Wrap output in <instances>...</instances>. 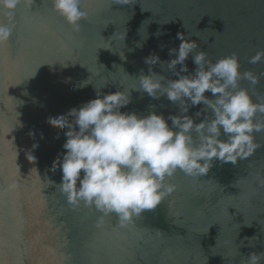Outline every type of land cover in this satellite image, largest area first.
I'll return each instance as SVG.
<instances>
[{
    "label": "water",
    "instance_id": "1",
    "mask_svg": "<svg viewBox=\"0 0 264 264\" xmlns=\"http://www.w3.org/2000/svg\"><path fill=\"white\" fill-rule=\"evenodd\" d=\"M82 6L92 12L74 32L52 0L21 3L10 41L0 46V264H241L264 252V131L255 133L259 147L236 164L214 160L204 175L166 177L175 190L121 227L115 213L68 203L58 185L62 171L52 167L66 152L67 128L47 122L95 98L96 87L110 93L138 86L135 77L149 72L145 58L172 59L179 32L213 63L237 53L241 72L259 76L255 85L240 80V87L264 102V57L249 62L264 53V0H83ZM0 22H7L3 14ZM185 63L195 70L191 55ZM151 70L178 79L166 64ZM130 94L121 111L180 114L166 95ZM205 116L212 118L210 109L196 122Z\"/></svg>",
    "mask_w": 264,
    "mask_h": 264
},
{
    "label": "clouds",
    "instance_id": "2",
    "mask_svg": "<svg viewBox=\"0 0 264 264\" xmlns=\"http://www.w3.org/2000/svg\"><path fill=\"white\" fill-rule=\"evenodd\" d=\"M115 2L130 4L132 0ZM21 3L30 8L35 0H0V14L7 20L0 22V46L10 41L16 26L15 9ZM82 5L83 0H52L54 11L74 32H79V22L92 12ZM145 33L141 34L146 41ZM125 36L126 32L123 41ZM177 39L181 42L178 49L169 50L170 55L175 54L169 61L162 62L155 54L145 58L150 68L147 74L141 72L135 77L138 86L110 93L95 86V98L64 115L48 118L50 125L67 128L63 145L66 152L62 160L57 157L52 167L59 166L62 171L58 185L69 204L82 202L103 215L115 213L121 227H125L145 210L155 209L175 190L176 186L166 184L165 179L178 169L189 176H201L208 173L214 160L236 164L259 147L255 133L264 131V120L258 118V114H264V102L254 99L247 88L239 85L242 79L255 85L259 76L250 70L241 72L237 53L213 63L205 50L195 51L199 48L196 40L186 38L182 32L177 33ZM136 46L143 44L137 42ZM120 55L126 59L123 52ZM190 55L196 65L193 72L185 63ZM262 57L264 53H257L249 62L255 64ZM158 62L162 68L166 64V69L178 79L152 71L151 66ZM87 84L84 81L81 87ZM130 90L156 99L166 95L169 101L178 103L180 114L165 117L155 110L147 115L121 111L131 101ZM206 91L214 98L206 96ZM201 103L205 107L195 117L187 114ZM208 109L212 118L205 116L197 123L202 110ZM27 159L34 161L35 157L28 153ZM261 260L264 252H252L241 264H261Z\"/></svg>",
    "mask_w": 264,
    "mask_h": 264
},
{
    "label": "snow or ice",
    "instance_id": "3",
    "mask_svg": "<svg viewBox=\"0 0 264 264\" xmlns=\"http://www.w3.org/2000/svg\"><path fill=\"white\" fill-rule=\"evenodd\" d=\"M177 171H178L179 173H183V174H185L182 170H179V169H178Z\"/></svg>",
    "mask_w": 264,
    "mask_h": 264
}]
</instances>
